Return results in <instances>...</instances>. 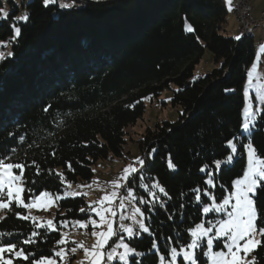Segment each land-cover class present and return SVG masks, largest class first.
Here are the masks:
<instances>
[{
    "label": "trees",
    "instance_id": "obj_1",
    "mask_svg": "<svg viewBox=\"0 0 264 264\" xmlns=\"http://www.w3.org/2000/svg\"><path fill=\"white\" fill-rule=\"evenodd\" d=\"M58 2L45 7L43 0H29L24 6L27 22L16 20V6L9 8L7 20H0V41H7L13 53L0 61V156L25 163L26 188L59 193L64 185L57 171L71 183L90 180L99 158L123 154L126 129L142 118L145 99L172 89V119L146 128L136 140L140 158L146 160L142 182L158 181L171 197L168 200L158 193L166 206H157L151 213L141 205L154 236L143 234L131 241L132 247L146 253L133 258L132 264L136 259L157 264V254L150 251L153 240L166 254L167 237L175 244L178 232L202 218L216 219L214 213L202 217L201 205L191 195L198 185L207 187L200 167L207 165L213 171L217 186L209 191L218 202L243 174V144L251 140L264 157V114L249 133L240 131L246 70L256 55L254 33L234 39L223 0H83L78 9H61ZM186 24L195 31L187 32ZM13 26L21 27L15 40ZM205 48L215 66L194 78V67ZM47 105L51 108L45 112ZM234 136H241L236 141L238 154L231 164H223L231 154L226 141ZM32 160L37 161L40 176L35 175V167L27 166ZM169 160L174 168L168 167ZM216 160L222 161L218 171ZM67 161L74 172L67 170ZM134 181L130 186L136 195L147 199L139 180ZM254 199L260 214L258 228L264 227V186ZM202 200L209 203L208 198ZM180 204L186 207L181 209ZM58 205L54 220L58 227L62 220L87 217L79 211L88 207L84 196L61 200ZM16 211L25 213L13 205L2 214L6 219L0 221V232L13 233L3 242L17 243L37 259L64 246L56 245L60 232L43 230L35 244L23 245L33 225L16 218ZM180 239L187 242L189 236ZM252 255L264 264V245ZM14 264H31V259Z\"/></svg>",
    "mask_w": 264,
    "mask_h": 264
},
{
    "label": "snow or ice",
    "instance_id": "obj_2",
    "mask_svg": "<svg viewBox=\"0 0 264 264\" xmlns=\"http://www.w3.org/2000/svg\"><path fill=\"white\" fill-rule=\"evenodd\" d=\"M226 2L228 11H232L233 0H226ZM56 3L57 0H43L45 7ZM73 6L74 0L73 3L59 4L61 9H69ZM9 15V10L0 7V20H7ZM16 19L27 22L29 16L25 13L16 17ZM185 30L190 33L195 31L191 24H186ZM13 33L12 39L15 40L21 35V27L13 26ZM242 35H237L234 39L240 40ZM5 44H7V41H0V45ZM260 53H264V43L259 45V52L255 55L256 62H253L246 72V87L242 92L244 99L243 119L240 125L242 133H249L264 114V82H262V77L257 72V65L261 60ZM12 55L11 51L7 54L0 51V61L5 60L6 56L11 57ZM250 89L255 92L254 99L250 95ZM168 99L171 100V97ZM49 108H51V105H47L43 111L47 112ZM240 139L241 136H234L226 141L231 154L227 155L223 164L233 162L234 157L238 154L236 141ZM20 140L23 141L24 137H20ZM83 146L87 147L88 143L84 142ZM242 147L246 153V168L243 170L242 177L231 182L232 190L230 192L226 191L222 201L217 202L215 194L209 191V189H214L217 184L213 179V171L207 165H202L199 169L200 172L206 173V179L203 183L207 187L201 189L198 185L190 190L194 202L201 205L202 217L215 213L219 218L207 221L202 218L193 227L184 229L183 233L178 232L175 244L171 236L167 237L166 254L159 251L158 242L153 240L150 251H155V254H157L158 264H200L198 253L201 250H203L202 257L206 258V264H258L257 256L252 254L264 245V227L258 228L257 222L260 219V214L254 197L257 190L264 186V157L258 155L257 149L251 140H248ZM12 151L14 152L15 149ZM153 152H155V149L148 154V159L152 158ZM51 155H56L55 150L52 151ZM8 161H10V156H0V210L10 212L13 205L16 209L25 210V213L15 212L16 218L26 222L30 221L33 225L30 235L21 241L23 245L35 244L36 238L41 235V230L56 233L60 232V228L73 223L62 220L59 222L58 227L54 220L43 221L40 217L33 215L32 210H47L54 204L58 205L61 200L85 196L87 193L65 190L63 193L53 194L45 189L36 194L34 189L25 187V163ZM66 165L69 172L75 171L71 161H67ZM27 166L35 167L36 176L41 175V169L36 160H32L31 164ZM214 166L218 171L222 166V161H214ZM145 167L146 160L136 157L133 164H129L123 169V174L118 180L111 181V191H106L99 200L90 202L87 208L81 207L79 209L81 213L88 216V219H77L74 221L73 226L87 229L91 225V235L95 237V242L91 247H88L83 242L71 241L75 245L70 249L73 255L78 249H82L84 252V257L78 264H113V261H117L118 264H132L133 258H142L146 255L145 252H139L131 246V241L142 238L143 234L154 236L153 230L146 224L149 218L148 215L141 207L136 205H144L148 213H151L157 206L160 208L166 206V201H162L158 193L167 197L168 200L171 197L166 188L158 181H153L151 185L147 183L140 184V187L146 190L147 199L144 196L136 195L135 189L130 185L134 180L142 181L145 179L143 175ZM168 167H175L171 160H169ZM14 170H18L19 174ZM48 171L52 173L53 170L49 169ZM92 171L95 172V169ZM55 174L59 177L60 183L64 185L65 189L71 188V182L67 181L64 173L57 171ZM78 187L83 188L86 186L79 185ZM121 189L125 190V195H120ZM26 191L30 193L27 202L24 198ZM202 197L208 198L209 203L203 204ZM126 202L132 205L131 215L127 217L123 212L126 208ZM185 207L184 204H180L181 209ZM93 217H98V219ZM117 217L119 223L116 220ZM4 219H6V215H0V221ZM125 220H130L131 223H124ZM185 234L189 236V240L182 242L180 236ZM12 235L11 232H0V264H14L17 260L29 261L30 259L31 264H57V257L62 262L68 256L66 248L60 247L58 251L53 249L51 256L41 255L38 259L34 258V253L26 252L25 248L18 247L17 243L3 242V237ZM60 235L61 239L56 241V245L69 244L68 233L60 232ZM114 237H118V241L109 248V243ZM126 240L128 242H125ZM215 244H221L222 246L219 250H214ZM249 256H251V259L248 258ZM135 264H142V259H136Z\"/></svg>",
    "mask_w": 264,
    "mask_h": 264
},
{
    "label": "rangeland",
    "instance_id": "obj_3",
    "mask_svg": "<svg viewBox=\"0 0 264 264\" xmlns=\"http://www.w3.org/2000/svg\"><path fill=\"white\" fill-rule=\"evenodd\" d=\"M10 1L12 3H9ZM28 1L29 0H0V2L3 5L2 7L6 8L7 10H9V8H12L13 6L18 7L19 14L17 17L25 14L24 6ZM223 1L227 5L226 0H223ZM258 1L260 4V5L257 4L259 9L264 8V0H258ZM227 8H228V5H227ZM228 12H229L228 17H229L230 25L234 26V28L237 29L239 25L236 23L234 19L231 18L232 12L231 11H228ZM234 31H235L234 35H237L236 30ZM0 51H3L5 54H7V52L9 51L8 43L5 45H0ZM255 52L256 53L259 52L258 43L256 42H255ZM253 62H256L255 59L252 61V63ZM262 63L264 62H263V58L261 57V60L258 62V65H257V72L259 75H264V69H263V66L261 65ZM251 64L247 67V70L250 69ZM214 66L215 65L213 63L212 53L207 48H205L199 62L194 67L193 77L197 78L201 76L206 71L211 70ZM246 80L247 78L245 79L243 89L246 87ZM262 82H264L263 77H262ZM172 92H173L172 89L167 88V89L162 90V92L158 96H152L151 98L148 97L147 99H145V110H144L142 118L138 119L133 125H130L126 129L127 130L126 143L123 147V154L121 156H108L106 158H99L96 161V163H94L92 166V169H95V172H93V176L90 180L74 181L71 183V188L65 189L64 187L62 191L59 193H63L65 190L81 191V192L87 193V195H85L84 197L87 200V203L89 205L90 202L97 201L100 198H102V196L104 195L106 191H111L112 190L111 181L118 180L120 176L123 174V169L129 164H133L135 162L136 157H140V154L138 153L137 146H136V140L139 137H141L145 129L148 127H152L155 123L161 122L164 119H172V117L174 116L175 108L172 107L171 100L168 99L169 97L172 96ZM249 92L252 97L253 96L255 97L254 90L250 89ZM254 107H255V102H254ZM242 119H243V116H242ZM240 131L242 133L241 128H240ZM14 171H16L17 174H19L18 170H14ZM242 175L237 178L242 177ZM134 182L135 181H133V183ZM137 183L139 186L140 184H143V182L140 180L137 181ZM79 185H85L86 187L80 188L78 187ZM88 185H90V187H88ZM53 194H56V193H53ZM125 194H126L125 190L121 189L120 195H125ZM24 198L27 202L29 196H27L24 193ZM222 199L220 201H222ZM58 206L59 205L54 204L47 210L33 209L32 214L40 217L41 220L43 221H47L49 219L55 220ZM136 206H139L142 208L141 205L137 204ZM3 212L4 210H0V215H2ZM123 212L126 217L130 216L132 212V205L126 202V208L123 210ZM215 215H216V219L219 218L217 214ZM93 218L98 219V217H93ZM87 219H88V216L80 220H87ZM116 220L118 223L120 222L118 217L116 218ZM74 221L75 220H71L70 222H73V223H70L67 227L60 228V232L68 233L67 239L69 240V244L62 246V247H65L66 250L68 251L67 258L61 262L60 258L57 257L56 258L57 264H78V262L83 259L84 252L82 249H78V251L74 255L70 252V249L75 246L74 244L71 243V241L83 242L88 247H91V245L95 242V237L91 235V232H92L91 225H89L87 229H81L79 228V226H73ZM123 222L131 223L130 220H125ZM60 239H61V235H60ZM117 241H118V237H114L113 240L110 241L108 247L110 248L114 246V244ZM221 246H218V244H215L214 250H219ZM202 251L203 250H201V252L198 253V260L200 261V264H206V258L202 257ZM241 254L243 255V253ZM248 258L250 259V256ZM116 263L118 262L113 261V264H116Z\"/></svg>",
    "mask_w": 264,
    "mask_h": 264
},
{
    "label": "crops",
    "instance_id": "obj_4",
    "mask_svg": "<svg viewBox=\"0 0 264 264\" xmlns=\"http://www.w3.org/2000/svg\"><path fill=\"white\" fill-rule=\"evenodd\" d=\"M250 4H251V13H252L253 17L254 18H263L264 19V8L259 9V7H258V5H260L259 1L258 0H250ZM231 18L235 20L233 12L231 13ZM230 28L232 30V34H233L234 37L237 36V35H241L239 27L237 29H235L234 26L230 25ZM234 30H236V32H237L236 34L237 35H234V32H235ZM253 33H254L255 42L258 43V48H259V45L261 43H264V22L260 23V25L257 28V30L255 32H253ZM260 56L263 58V62H264V53H260ZM261 65L263 66V69H264V63H262ZM263 78H264V75H263Z\"/></svg>",
    "mask_w": 264,
    "mask_h": 264
},
{
    "label": "built area",
    "instance_id": "obj_5",
    "mask_svg": "<svg viewBox=\"0 0 264 264\" xmlns=\"http://www.w3.org/2000/svg\"><path fill=\"white\" fill-rule=\"evenodd\" d=\"M69 3V0H65ZM236 4V17L240 21V28L254 21L264 22L263 18H254L251 13L250 0H233ZM76 4L83 5V0H76Z\"/></svg>",
    "mask_w": 264,
    "mask_h": 264
},
{
    "label": "bare ground",
    "instance_id": "obj_6",
    "mask_svg": "<svg viewBox=\"0 0 264 264\" xmlns=\"http://www.w3.org/2000/svg\"><path fill=\"white\" fill-rule=\"evenodd\" d=\"M60 3H68V2L65 0H59L58 6ZM69 3H73V0H69ZM82 7H83V5L76 4V0H74V6L72 8H69V9H78V8H82ZM232 9H233V14H234V17L237 21V24L239 25V29H240L241 33H243V34H249V33L255 32L257 30V28L259 27L260 23H262L261 21H254V22L249 23L246 26H243L240 28V21L236 17V4L234 1H233Z\"/></svg>",
    "mask_w": 264,
    "mask_h": 264
}]
</instances>
